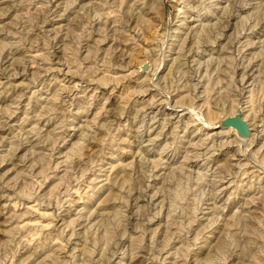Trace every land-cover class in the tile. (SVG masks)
I'll return each mask as SVG.
<instances>
[{"label":"rangeland","instance_id":"1","mask_svg":"<svg viewBox=\"0 0 264 264\" xmlns=\"http://www.w3.org/2000/svg\"><path fill=\"white\" fill-rule=\"evenodd\" d=\"M0 264H264V0H0Z\"/></svg>","mask_w":264,"mask_h":264},{"label":"water","instance_id":"2","mask_svg":"<svg viewBox=\"0 0 264 264\" xmlns=\"http://www.w3.org/2000/svg\"><path fill=\"white\" fill-rule=\"evenodd\" d=\"M222 126L223 128H228V127H234L236 128L239 132L238 135L242 137H247L248 136V128L245 122H243L240 119L239 115L234 116L233 118H227L226 120L222 121Z\"/></svg>","mask_w":264,"mask_h":264},{"label":"bare ground","instance_id":"3","mask_svg":"<svg viewBox=\"0 0 264 264\" xmlns=\"http://www.w3.org/2000/svg\"><path fill=\"white\" fill-rule=\"evenodd\" d=\"M235 1H237V0H235ZM223 14H224V13H223ZM220 18H221V17H220ZM251 29H252V28H251ZM208 30H209V29H208ZM215 30H216V29H215ZM211 31H212V30H210V31L208 32V31H206L204 28H202V29L200 30L199 34L203 35V36L201 37V39L204 37V38H203V39H204V40H203L204 42H205L206 39H207V40L210 39V35H209V33H210ZM196 34H198V33H196ZM196 34H195V35H196ZM197 36H198V35H197ZM197 36H196V39H197ZM207 40H206V41H207ZM192 41H193V40H192ZM196 41H201V40H200V37H199V40H196ZM209 41H210V40H209ZM194 42H195V41H194ZM201 43H202V42H201ZM192 44H193V43H192ZM194 44H195V43H194ZM197 44H198V43H197ZM197 44H196V45H197ZM226 46H227V45H226ZM179 53H180V52H179ZM178 58H180V57H178ZM178 58H177V59H178ZM181 60H182V59H181ZM192 60H193V59H192ZM177 61L179 62L180 60H177ZM175 62H176V61H175ZM199 63H200V62H199ZM254 81H255V80H254ZM185 82H186V81H185ZM39 115H40V114H39ZM231 128H234V127H231ZM231 128H230V129H231ZM234 129H236V128H234ZM249 135H251V134H249ZM248 137H249V136H248ZM251 137L253 138V137H255V136L252 135ZM245 138H246V137H242V136H241V139L239 140V142H244ZM237 142H238V141H237ZM238 147H239V146H238ZM237 154H238V153H237ZM197 156H198V155H197ZM197 156H196V157H197ZM180 169H181V168H180ZM214 191H215V190H214ZM128 192H129V191H128ZM142 192H143V191H142ZM209 193H210V191H209ZM122 219H123V218H122ZM97 224H98V223H97ZM165 226H166V225H165ZM97 232H98V231H97ZM179 240H180V239H179Z\"/></svg>","mask_w":264,"mask_h":264}]
</instances>
